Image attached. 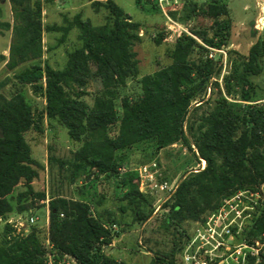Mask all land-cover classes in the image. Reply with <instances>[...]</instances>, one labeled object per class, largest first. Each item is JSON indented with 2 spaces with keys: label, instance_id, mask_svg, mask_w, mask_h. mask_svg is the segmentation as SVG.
<instances>
[{
  "label": "trees",
  "instance_id": "1",
  "mask_svg": "<svg viewBox=\"0 0 264 264\" xmlns=\"http://www.w3.org/2000/svg\"><path fill=\"white\" fill-rule=\"evenodd\" d=\"M9 1L12 22L4 20L0 4V35L11 31L9 55L1 53L0 64L14 71L33 62L16 78L20 85L43 93L45 108L36 113L22 90L10 97L0 93L1 219L29 212L47 200L46 192L34 186L44 165L32 156L26 138L32 130L43 133L44 121L60 124L70 140L81 144L71 160L58 161L70 170L72 183L93 175L111 178L128 162V156L119 153L147 142L156 152L182 143L199 164L205 162L204 168L188 172L163 204L161 226L174 238L170 250H150L151 264H179L178 256L192 236L185 224L203 221L233 193L264 183V102L256 100L252 80L264 72V36L246 55L229 50L233 21L228 6L219 0L207 5L190 2L191 11L184 9L181 20L189 24L196 17L190 12L199 7L198 28H192L191 35L181 33L171 52L172 63L142 76V95L134 100L123 97L118 108L119 90L140 75L133 49L145 29L140 22L115 0H97L92 3L95 11L108 13L103 24L94 25L77 14L65 26H45L42 0ZM168 11L178 17V8ZM73 29L78 30L80 45L68 53L65 65L54 68L42 62L44 33L61 32L63 43ZM163 39L160 33L156 42ZM214 50L226 51L225 67L222 53L211 57ZM93 83L98 93L89 103ZM121 186L120 199L126 202L121 211L130 209L136 222H147L154 214L155 197L140 191L134 174L122 179ZM47 207L50 252L58 264H67L65 255L75 264H121L106 253L113 226L120 224L109 211L93 210L89 202L59 194L49 198ZM262 233L264 215L255 220L247 237ZM40 234L33 227L19 235L5 224L0 264H43L47 250Z\"/></svg>",
  "mask_w": 264,
  "mask_h": 264
},
{
  "label": "rangeland",
  "instance_id": "2",
  "mask_svg": "<svg viewBox=\"0 0 264 264\" xmlns=\"http://www.w3.org/2000/svg\"><path fill=\"white\" fill-rule=\"evenodd\" d=\"M97 0H42L43 2V23L45 26H65L73 18L80 14L83 19L90 20L94 25H101L106 21L107 12H98L92 6ZM105 1V0H99ZM115 2L129 14L134 21L140 22L145 28L140 32L141 40L134 43V51L139 61L140 75L131 79L127 85L119 90V98L116 100L118 108L123 97L131 100L142 95L140 79L142 76L151 74L156 70L166 67L172 63L171 52L174 48L177 37L185 32L192 34V28L196 29V17L186 23L182 21L184 9L191 11L190 2L199 4H209L214 0H169L165 3L169 8H178L177 18L171 22L164 14L162 8L154 0H115ZM230 9L233 21V37L229 45V50H233L241 55H246L251 45L261 36H264V0H219ZM3 6L4 20H13L11 3L9 0H0ZM187 30V32L185 31ZM164 35L163 41L158 44L156 39L159 34ZM78 30L73 29L66 40L61 43V32H48L43 35L44 55L42 62L48 61L54 68H62L67 55L80 45ZM11 42V31L0 35V54L9 55ZM226 52V51H225ZM218 51H213L212 56L217 57ZM236 56V55H235ZM224 67L227 57L223 54L222 61ZM32 63H27L14 71H8L4 63L0 64V85L7 79L9 83L0 88V93L10 97L17 90H22L28 102L33 106L35 112L43 111L45 108V98L42 92H36L31 85H20L16 74L21 70L30 67ZM264 65V61H263ZM225 71V68H224ZM223 71V73H224ZM257 86L256 100L264 102V72L252 78ZM96 83L89 89L92 93L86 100L93 102V96L97 94ZM26 138L32 148V156L44 165L40 180L34 186L39 191H45L47 200L37 203L35 208L23 214H11L6 220H13L15 223H22L24 233H28L33 227L41 230L40 237L43 245L50 250L47 245L48 237V201L52 195H65L74 199L89 202L93 210L109 211L113 217L120 222L113 227L112 244L106 248V253L114 257L121 264H151L154 253L150 250L168 251L172 247L173 235L171 231H166L161 226L162 215L164 214L163 204L170 198L173 191L165 189L161 191L154 187L152 182L149 186L144 184V193L155 197L153 201L154 214L145 223L135 221L134 214L130 209L122 212V207L126 204L120 199L122 193L121 181L127 175L134 174L139 179L142 168L147 170V174H153L154 182L160 183L167 180L175 188L180 180L193 169L202 168V163H198L195 156L182 143H176L158 152L155 151L150 142L139 144L129 150L120 152L128 156V162L120 169L118 174L111 178L93 175L90 180L79 179L75 183L71 182L70 170L62 168L59 160H71L73 153L81 148V144L70 140L67 129L58 123L49 125L44 121V132L39 133L34 130L26 134ZM22 187H18L17 191ZM14 201V199H11ZM101 202V204L99 203ZM34 221H31V220ZM5 219L0 221V235L5 227ZM190 232H193L195 224H185ZM21 228V227H20ZM181 256V255H180ZM178 256V260H180Z\"/></svg>",
  "mask_w": 264,
  "mask_h": 264
},
{
  "label": "built area",
  "instance_id": "3",
  "mask_svg": "<svg viewBox=\"0 0 264 264\" xmlns=\"http://www.w3.org/2000/svg\"><path fill=\"white\" fill-rule=\"evenodd\" d=\"M154 1L162 8L165 16L173 22L167 7L164 6L165 3L169 4V0ZM185 31L187 32V30ZM216 51L227 57L224 50ZM204 167L205 162L202 161V168ZM139 172V189L142 193H144L143 187L146 183L150 186L153 182L154 187L161 191L165 189L172 191L173 189L170 197L177 187L176 185L175 188H171L172 184L167 180L155 183L153 174H147L145 168ZM263 215L264 183L255 188H245L233 193L225 198L219 207L203 221L195 224L192 236L181 253L179 264H250L252 260L253 264H263L264 233L258 237H247L255 220ZM2 220L0 218V221ZM5 221V224L8 223L13 227L16 234H27L24 233L26 230L22 223H15L13 220ZM46 241L51 250L52 245L48 237ZM50 250H47L43 264H58ZM64 262L75 264V261L67 255L64 256Z\"/></svg>",
  "mask_w": 264,
  "mask_h": 264
}]
</instances>
